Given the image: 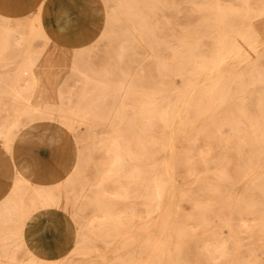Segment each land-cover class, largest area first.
I'll list each match as a JSON object with an SVG mask.
<instances>
[{
    "label": "rangeland",
    "instance_id": "1",
    "mask_svg": "<svg viewBox=\"0 0 264 264\" xmlns=\"http://www.w3.org/2000/svg\"><path fill=\"white\" fill-rule=\"evenodd\" d=\"M101 1L72 49L0 16V131L50 121L77 146L65 182L0 202V264H264V0ZM61 204L74 247L39 260L25 224Z\"/></svg>",
    "mask_w": 264,
    "mask_h": 264
},
{
    "label": "crops",
    "instance_id": "2",
    "mask_svg": "<svg viewBox=\"0 0 264 264\" xmlns=\"http://www.w3.org/2000/svg\"><path fill=\"white\" fill-rule=\"evenodd\" d=\"M35 14L40 15L50 40L64 48L91 43L104 27L101 0H0V16L26 18ZM256 28L264 40V19ZM0 99V105L12 101L9 97ZM4 119L5 114H1L0 120ZM70 135L63 126L40 120L19 131L10 144L0 140V202L12 193L18 179L35 187L65 182L77 158V146H73ZM23 239L35 258L59 260L74 247L76 228L61 204L33 212L25 224Z\"/></svg>",
    "mask_w": 264,
    "mask_h": 264
},
{
    "label": "bare ground",
    "instance_id": "3",
    "mask_svg": "<svg viewBox=\"0 0 264 264\" xmlns=\"http://www.w3.org/2000/svg\"><path fill=\"white\" fill-rule=\"evenodd\" d=\"M36 15V14H35ZM40 15H41V13H40ZM40 15L39 14H37L36 15V17L37 18H39L40 17ZM111 21H112V17H111V15H110V18L108 19V22L109 23H111ZM220 45V44H219ZM201 69V68H200ZM201 71H203V70H201ZM5 127V126H4ZM0 140H2V141H4L3 143H5V145H8V144H10V142L12 141L10 138H9V136L7 135V129L6 130H1L0 131ZM7 148V150H8V147H6ZM16 170V169H15ZM17 172V171H16ZM19 173V172H18ZM18 175V174H17ZM20 175V174H19ZM23 179H18L17 180V182H19V181H22ZM23 181H26V180H23ZM28 182V181H27ZM30 183V182H29ZM31 184V183H30ZM52 186L51 185H41V186H39L38 188H36V193L37 194H39V195H42L43 193H45V191H46V189H50ZM17 185H15V187H14V189L12 190V192H14V193H16L17 192ZM11 202H13V199H12V197H11V199L6 203V205L5 206H7L8 207V205L11 203ZM6 209V208H5ZM7 209L5 210V214H7Z\"/></svg>",
    "mask_w": 264,
    "mask_h": 264
}]
</instances>
